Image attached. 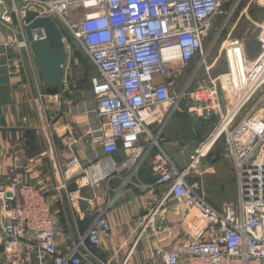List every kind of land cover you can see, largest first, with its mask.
<instances>
[{
    "label": "built area",
    "instance_id": "built-area-1",
    "mask_svg": "<svg viewBox=\"0 0 264 264\" xmlns=\"http://www.w3.org/2000/svg\"><path fill=\"white\" fill-rule=\"evenodd\" d=\"M226 1L0 0L2 23L12 24L8 2L19 23L27 11L57 21L68 60L74 44L94 68L85 99L91 106L88 139L95 147L93 156L85 162L71 158L65 165V180L77 177L89 188L118 180L117 194L128 186L151 195L161 189L159 197L147 205L136 240L155 224L157 213L164 215L158 220L159 232L171 208L179 211L181 224L192 210L205 223V238L192 240L189 235L172 244L155 245L143 264H264V119L252 120L264 110V17L258 25L260 51L253 62L245 57L243 40L228 37L222 44L227 72L211 81L230 86L235 102L231 112L198 146L184 168H178L161 146L166 120L188 100L192 79L178 94L174 93V83L194 59L203 58L204 62V41ZM32 39L41 41L48 35L40 29ZM0 45L29 50L25 41L6 43L1 30ZM21 68V62L13 59L9 76L17 79ZM156 78L160 81L155 82ZM205 82L196 84L199 91L205 90ZM222 136L234 167L237 193L234 200L215 208L207 201L201 182L191 175ZM240 136L249 139L245 147L236 144ZM62 140L65 149L72 152L77 140L69 134ZM208 142L210 148L203 154ZM116 154L122 156L116 158ZM142 169L150 171L152 182L137 180ZM5 181L0 159V201L4 207L0 209V247L8 262L15 264L20 245L28 242L37 255L48 257L53 264H82L81 243L95 248L111 240L112 226L101 211L83 238L62 253L60 248L66 246L63 230L40 183L13 181L3 189ZM67 199L72 204L78 200L71 192ZM108 204L107 208L111 202ZM185 231L180 226L177 237Z\"/></svg>",
    "mask_w": 264,
    "mask_h": 264
},
{
    "label": "crops",
    "instance_id": "crops-1",
    "mask_svg": "<svg viewBox=\"0 0 264 264\" xmlns=\"http://www.w3.org/2000/svg\"><path fill=\"white\" fill-rule=\"evenodd\" d=\"M54 24L58 26L59 23L56 21ZM58 28L61 30L60 26ZM0 30L6 43L15 39L16 32L11 23L4 24L0 21ZM13 59L19 60L22 66L19 77L15 80L9 76ZM67 65H69V60L64 65V75ZM35 69L38 68L30 50L0 45V159L4 163V174H6V181L2 188L6 189V186L13 181L18 184L40 183L39 187L46 192L53 213L63 230V241L66 242V246L60 248L62 253H66L83 238L101 211H105L103 218L112 226V238L95 248L87 242L81 243L79 253L84 257L82 264H120L123 261L125 264H143L149 254L148 250L155 245L161 247L172 244L173 241L177 242L189 235L192 236V240L206 237L203 230L205 223L200 220L195 211L192 210L185 222L181 224L177 218L179 211L171 208V212L166 215L167 222L161 225L163 228L160 227L159 232L156 233L159 229L158 220L164 216L161 213L155 214L154 219L157 220L155 224L149 225L145 229V233L142 234L143 236L136 240L140 228L144 225L147 205L150 200L154 201L159 197L161 189L151 195V193L128 186L117 194L115 190L119 186L118 180L111 179L93 188L83 187L82 183L77 181V177L69 181L65 180L66 163L71 158H75L79 162L91 159L93 156L91 152L95 148L88 139V127L90 126L88 112L91 106L89 102H85L88 97L87 90L78 102L68 106L66 112L52 111V108L48 106L52 100L47 102L45 96L51 98L54 96L46 94L44 88L45 93L42 94L39 83L34 77ZM22 85L25 86V90L21 89ZM205 85L204 91H199L196 87L194 92L187 93L188 99L200 103V106H203L200 111L210 109L209 101L216 103L217 106L214 110L219 119L218 126L222 118L229 114L235 105L233 93L229 89L230 86L223 81H206ZM194 109L189 107L188 110ZM175 113L173 112L166 120L162 131V140L165 137L166 140L171 138L168 136L171 126L167 127L166 125L169 120L175 119ZM255 118L264 119V111L256 113L252 120ZM212 132L207 136L209 137ZM245 133L246 130H244ZM66 134L77 140L72 152L66 150L63 145L62 137ZM178 134H180L179 130ZM241 136L237 139L236 144L241 143V146L245 147L249 139L244 136L241 138ZM222 137L225 142V136ZM187 142L181 141L179 152L176 148L171 147L174 146L175 141L173 145L167 146V152L173 157L177 156L176 160L179 164H182L181 162L184 160L180 159V155L185 156L184 148H186ZM198 145L195 140L194 145L190 147L191 151L186 158L188 164ZM121 156V154H116L115 157L120 158ZM207 157L208 154L194 166L195 171L191 177L201 182L204 194V178L207 175L208 179L212 177L216 183H221V181L230 183L231 186L228 188L226 196L227 199L234 200L237 184L234 167L226 151L223 156L211 157L208 160ZM137 180L140 183H149L153 181V177L150 171L142 169ZM231 187L232 189H230ZM70 192L75 193L78 198L75 204L68 202L67 194ZM208 197L206 196V199L212 206L221 207L222 203L216 201L212 196L208 195ZM110 202L111 205L107 208ZM172 203L168 205L172 206ZM3 208L2 201H0V209L3 210ZM180 226H184L186 231L177 237ZM0 264H12L6 260L2 247H0ZM15 264L53 263L48 257L37 255L31 245L24 242L20 245Z\"/></svg>",
    "mask_w": 264,
    "mask_h": 264
},
{
    "label": "rangeland",
    "instance_id": "rangeland-1",
    "mask_svg": "<svg viewBox=\"0 0 264 264\" xmlns=\"http://www.w3.org/2000/svg\"><path fill=\"white\" fill-rule=\"evenodd\" d=\"M263 17L264 0H227L222 7V12L213 18L211 29L204 41V62L203 58H196L193 60L188 70L181 72L177 81L174 83V93L178 94L190 79H192V83H190L187 93L194 92L196 84L200 83L202 80L211 81L215 77H219L221 74L227 72L225 56L221 47L228 37L243 40L245 57L247 61L253 62L260 51L258 43L260 29L258 25L262 22ZM58 26L60 25L58 24ZM62 32L65 33L63 29ZM72 48H74V50L69 56V65H67L64 82L60 86L61 92L52 97L53 99L45 96L47 102L52 100V102L48 104V106L52 108V111L61 113L66 112L69 105H74L75 102H78L89 86L90 76L94 75V68L81 49L77 48L74 44ZM34 72L35 79L39 85H41L40 71L35 69ZM159 81V78L155 79V82ZM39 88L44 95L43 85ZM188 102L189 104H187ZM191 102L192 101L188 99L180 103V110L176 111L175 119L172 118L166 125L167 127L169 125L171 126V132L169 135H165L171 138L166 140L167 138L165 137L161 143L165 153L170 156L173 163L180 169L188 165V160H186V158H188L191 151L190 147L194 145L195 140L199 145L205 142L206 139H208L207 135L212 132L219 123L218 116L214 110L217 106L216 103L209 104L210 109L208 111H200V108L203 106H200V103L196 101ZM189 107L195 109L188 110ZM178 130L180 134H178ZM181 141L188 142L186 143V148H184L186 153L185 156L180 155V159L184 160L181 162L182 164H179L176 160L177 156L173 157L167 152V146L173 145L174 143V146L171 147L176 148L179 152ZM224 148V139L222 137L209 150L206 159L208 160V158H214L215 156L219 157L220 155L223 156V153H225ZM204 185L207 197L208 195L212 196V198L222 204L232 200L227 199L228 197L226 196L228 188L231 186L230 183L225 181L216 183V180L212 177L208 179L207 175L204 178ZM230 189H232V187ZM222 204H220V206Z\"/></svg>",
    "mask_w": 264,
    "mask_h": 264
},
{
    "label": "water",
    "instance_id": "water-1",
    "mask_svg": "<svg viewBox=\"0 0 264 264\" xmlns=\"http://www.w3.org/2000/svg\"><path fill=\"white\" fill-rule=\"evenodd\" d=\"M11 12V22L16 32L15 39L18 43H28L32 58L40 71L41 84L46 94L56 96L60 93V86L64 82L63 67L68 58L61 42V32L58 26L48 17H38L33 11H27L21 23L18 22L12 4L8 2ZM44 29L48 39L34 41L32 34ZM10 195H7L9 198Z\"/></svg>",
    "mask_w": 264,
    "mask_h": 264
},
{
    "label": "bare ground",
    "instance_id": "bare-ground-1",
    "mask_svg": "<svg viewBox=\"0 0 264 264\" xmlns=\"http://www.w3.org/2000/svg\"><path fill=\"white\" fill-rule=\"evenodd\" d=\"M209 148H210V145H209V142L208 143H206V146H205V148L203 149V154H207V151L209 150Z\"/></svg>",
    "mask_w": 264,
    "mask_h": 264
},
{
    "label": "trees",
    "instance_id": "trees-1",
    "mask_svg": "<svg viewBox=\"0 0 264 264\" xmlns=\"http://www.w3.org/2000/svg\"><path fill=\"white\" fill-rule=\"evenodd\" d=\"M61 92V91H60Z\"/></svg>",
    "mask_w": 264,
    "mask_h": 264
}]
</instances>
